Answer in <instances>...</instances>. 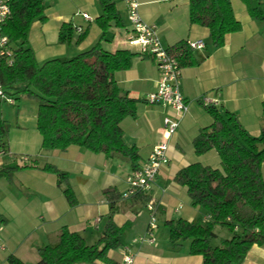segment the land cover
<instances>
[{"label":"crops","instance_id":"0c3cea01","mask_svg":"<svg viewBox=\"0 0 264 264\" xmlns=\"http://www.w3.org/2000/svg\"><path fill=\"white\" fill-rule=\"evenodd\" d=\"M120 1L124 16L116 2L115 6L124 25L111 24L102 38V30L95 21L101 13L99 7L93 22L89 23L79 15L80 22L70 24L72 36L68 42H58L61 24L57 36H45L48 28L39 22L34 25L42 36H31L28 41L33 43L31 49L37 63L74 55L97 42L107 51L129 49L136 53L131 66L116 71L113 77L122 92L140 100L136 114L120 122L123 140L127 146L134 147L137 158L132 162L119 154L107 156L77 145L44 150L36 115L20 116L22 125L14 130L18 141L13 143L11 139L8 144L5 139L0 165L54 164L67 172L77 202L74 206L68 204L53 173L26 167L16 169L10 178L0 176V215L5 218L0 221V264H9L7 256L10 254L26 264H34L38 260L37 247L55 243L62 227L78 232L87 244L94 243L106 225L112 195L116 207L112 220L117 226L124 227L123 246L107 252L115 264H126L123 247L133 255L131 264H202L201 255L189 252V239L177 243L169 239L166 221L209 218L203 208L191 203L186 187L173 177L179 169L191 163L220 169V158L214 149L197 154L193 147V139L199 130L213 121L208 105L202 101L204 95L215 100L211 105L233 114L250 136H259L264 128V0H260L262 17L258 18L249 14L243 0H229L240 28L225 33L219 46L211 44L207 27L190 22L189 0H138L141 18L155 26L163 46L170 48L179 41L188 40H202L205 45L192 48L194 64L180 66L179 88L187 110L178 118L176 131L167 139V162L159 168L150 190L125 199L121 194L127 189L126 176L133 168L145 163L152 147L162 138L164 117H173L175 112L165 104L145 101L146 95L156 88L159 71L152 57L140 55L135 46L127 43L130 25L126 19L125 2ZM92 24L96 25L97 32L89 36ZM77 26L81 27V33L77 32ZM55 43L61 46H55ZM261 175L264 177V163L261 164ZM106 189L113 192L106 193ZM147 200L154 201L157 221L164 223L152 231L155 238L152 243L140 240L147 232ZM226 233L229 237L230 232ZM74 264L108 263L96 260ZM240 264H264V244L252 245Z\"/></svg>","mask_w":264,"mask_h":264},{"label":"trees","instance_id":"16d2710c","mask_svg":"<svg viewBox=\"0 0 264 264\" xmlns=\"http://www.w3.org/2000/svg\"><path fill=\"white\" fill-rule=\"evenodd\" d=\"M251 16L262 17L260 0H243ZM101 9L95 18L102 38L112 25L121 27L123 19L114 0H97ZM41 0H11L10 16L3 26L13 50L11 62L0 61V86L14 99L26 94L37 100L36 125L41 148L64 149L69 145L84 147L107 156L119 154L135 161L137 152L123 140L120 122L136 114L138 98L122 92L113 75L128 69L135 52L129 49L104 50L100 42L71 56H58L37 63L28 44L27 33L33 18L43 19ZM189 20L209 30L211 44L219 46L224 35L237 31L229 0H189ZM72 36L70 24H61L58 42ZM81 37H79L80 39ZM180 66L194 64L192 48L179 41L168 48ZM1 101V98H0ZM207 110L213 121L199 130L193 139L197 154L214 149L220 158V169L191 163L179 169L173 179L185 186L193 205L203 208L209 218L191 221L177 218L165 222L172 243L190 240L189 252L202 256V264H240L252 245L264 244V128L257 137L250 136L228 111L213 105ZM264 111V103H262ZM8 124L0 114V148L4 146ZM38 168L56 175L57 184L70 206L77 202L66 171L54 164L38 166L35 162L18 165L3 163L0 176L8 178L19 168ZM112 190L106 189L105 192ZM113 192V191H112ZM117 197V196H116ZM102 234L92 244L75 231L62 227L57 241L37 247L34 264L93 263L96 260L115 264L107 256L110 249L123 246L124 227L117 226L115 196ZM0 221L5 218L0 215ZM226 228L230 236L211 244L214 227ZM9 264H26L18 257L7 256Z\"/></svg>","mask_w":264,"mask_h":264},{"label":"built area","instance_id":"2783aa9c","mask_svg":"<svg viewBox=\"0 0 264 264\" xmlns=\"http://www.w3.org/2000/svg\"><path fill=\"white\" fill-rule=\"evenodd\" d=\"M10 1L0 0V61L11 62L13 50L10 46L8 37L3 33V26L10 16ZM43 2L54 0H41ZM175 1V0H168ZM126 5V19L130 25V30L126 35L128 44L137 48L140 55L150 56L154 59L159 71V80L156 88L149 92L145 101L151 104H165L173 109L175 116H165L163 119L162 138L152 147L145 163L142 166L133 168L126 176L127 189L121 194L123 199L135 196L139 193H145L153 185L159 168L166 163L167 139L176 131L178 127V118L187 110V103L179 88L180 65L179 62L168 53V48L162 45L157 30L154 25L145 22L139 12L138 0H124ZM85 21L91 23L94 18L86 12H79ZM76 30L81 33V27ZM190 48H203L202 40L186 41ZM0 98L8 103L14 104V98L5 94L0 86ZM202 101L211 105L215 103L213 98L207 95L202 97ZM22 159H25L22 156ZM146 208L149 212L146 236L140 237V240L154 242L155 238L152 231L156 228V206L153 200H147ZM123 250V261L131 264L133 255Z\"/></svg>","mask_w":264,"mask_h":264},{"label":"rangeland","instance_id":"374dc122","mask_svg":"<svg viewBox=\"0 0 264 264\" xmlns=\"http://www.w3.org/2000/svg\"><path fill=\"white\" fill-rule=\"evenodd\" d=\"M116 6L119 9L122 16H124V9L123 4L120 0L115 1ZM44 10L43 15L45 16L43 19H39L38 17L33 18L29 31L27 33V39H32L31 36H42L40 31L38 30L37 26L34 25L36 22L45 23L46 27L48 28V32L45 36H57V30L60 24H73L77 21L80 22L81 17L78 15L81 11H86L90 14L93 18H95V13L99 11V5L97 0H54L44 2ZM78 23V22H77ZM74 26V25H73ZM97 32V27L95 24H92L90 29L89 36H94ZM30 47H33V43L30 40L28 41ZM55 46H61L55 43ZM15 104L12 105L8 103L5 99H1L0 101V114L2 119H4L8 124V131L6 136V142L8 140V144L10 140H13V143L18 141L17 133H15V129L22 125L20 122V116H29L36 115L38 103L36 98L28 96L26 94H20L18 97L14 99ZM31 119V118H30ZM18 123V124H17ZM3 149L0 148V152ZM50 150V149H44ZM22 159V156H18ZM26 159V158H25ZM19 161V159H17ZM156 224L163 226L164 223L162 220L159 222L157 221L156 217ZM214 232L216 233L217 237L211 240V244L214 245L220 238L227 237V229L221 228L219 226L214 227ZM216 239V241H215ZM219 243V241H218ZM217 243V244H218Z\"/></svg>","mask_w":264,"mask_h":264}]
</instances>
